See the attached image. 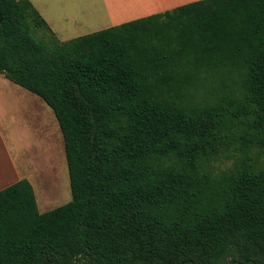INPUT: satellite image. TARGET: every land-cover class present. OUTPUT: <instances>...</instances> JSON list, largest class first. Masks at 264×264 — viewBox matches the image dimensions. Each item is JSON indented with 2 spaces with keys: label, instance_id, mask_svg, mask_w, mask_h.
<instances>
[{
  "label": "trees",
  "instance_id": "1",
  "mask_svg": "<svg viewBox=\"0 0 264 264\" xmlns=\"http://www.w3.org/2000/svg\"><path fill=\"white\" fill-rule=\"evenodd\" d=\"M0 18V75L52 110L71 191L43 214L27 180L0 191V264H264V0L47 45L28 0Z\"/></svg>",
  "mask_w": 264,
  "mask_h": 264
},
{
  "label": "crops",
  "instance_id": "2",
  "mask_svg": "<svg viewBox=\"0 0 264 264\" xmlns=\"http://www.w3.org/2000/svg\"><path fill=\"white\" fill-rule=\"evenodd\" d=\"M28 1L46 23V32L51 33L58 42H67L200 0ZM17 87L0 75V191L24 179L7 148L6 138L17 140L23 137L27 114L30 116L29 126L32 127L34 101L31 98L27 100Z\"/></svg>",
  "mask_w": 264,
  "mask_h": 264
},
{
  "label": "rangeland",
  "instance_id": "3",
  "mask_svg": "<svg viewBox=\"0 0 264 264\" xmlns=\"http://www.w3.org/2000/svg\"><path fill=\"white\" fill-rule=\"evenodd\" d=\"M31 35L45 44L51 37L46 30L35 28H32ZM17 89L27 100L31 98L34 101L32 127L29 126L30 116L27 114L23 137L17 140L6 138V145L18 171L31 183L38 211L43 214L71 201L63 138L52 110L36 95L20 87ZM235 156L238 157V153ZM260 159L264 160L262 156ZM233 161V158H221L213 165L215 173L230 169Z\"/></svg>",
  "mask_w": 264,
  "mask_h": 264
},
{
  "label": "water",
  "instance_id": "4",
  "mask_svg": "<svg viewBox=\"0 0 264 264\" xmlns=\"http://www.w3.org/2000/svg\"><path fill=\"white\" fill-rule=\"evenodd\" d=\"M1 22H2V20H1V18H0V24H1Z\"/></svg>",
  "mask_w": 264,
  "mask_h": 264
},
{
  "label": "bare ground",
  "instance_id": "5",
  "mask_svg": "<svg viewBox=\"0 0 264 264\" xmlns=\"http://www.w3.org/2000/svg\"><path fill=\"white\" fill-rule=\"evenodd\" d=\"M40 188H42V186Z\"/></svg>",
  "mask_w": 264,
  "mask_h": 264
}]
</instances>
